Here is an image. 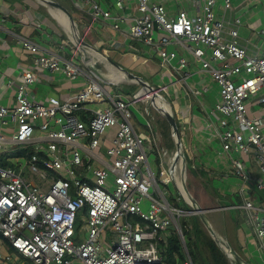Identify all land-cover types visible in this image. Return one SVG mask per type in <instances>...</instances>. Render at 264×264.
Returning a JSON list of instances; mask_svg holds the SVG:
<instances>
[{"label":"built area","instance_id":"built-area-1","mask_svg":"<svg viewBox=\"0 0 264 264\" xmlns=\"http://www.w3.org/2000/svg\"><path fill=\"white\" fill-rule=\"evenodd\" d=\"M84 1L91 5L92 21L112 19L111 11L98 2ZM135 1L140 16L130 27L129 38L156 52L165 67L176 61L174 69L180 72L186 98L189 93L198 95L187 84V60L168 48H182L201 63L218 87L220 101L214 110L222 117L216 133L223 150L246 155L254 151L264 177V117L249 118L245 106L246 100L259 93L263 95L258 102L264 104V52L250 55L238 44L240 19L226 29L224 20L215 15L217 0H202L195 16L180 11L174 18H168L164 7L152 0ZM124 2L112 0L113 9L122 10ZM223 7L230 10L231 0H224ZM121 21L117 18L113 28L118 29ZM157 31L164 36L155 38ZM17 42L34 56L31 69L60 72L72 80L90 76L79 64L47 54L27 38L18 36ZM205 50L210 51L208 58ZM96 77L97 81L91 80L72 99L61 102L52 98L49 106H43L29 97L34 74L28 70L17 85L15 106H0V153L9 154L4 159L12 164L0 165L3 241L33 264H165L159 247L167 242L168 231L175 230L184 247L183 264H193L179 222L187 212L171 207L163 189L174 185L188 204L182 195V159L174 136L171 132L174 148L168 150L157 140L150 121L144 119L148 135L137 133L133 124L136 104L147 105L146 116L148 107L157 111L153 96L167 104L154 88L149 92L141 87L130 99L110 96L101 77ZM101 103L105 106L99 110L87 108ZM82 110L91 112L86 120L80 116ZM110 128H116V133L103 147L101 136ZM28 148L40 157L32 155L25 165L16 163L22 157L20 151ZM148 150L157 157V173L150 166ZM231 163L235 177L242 182L239 193L244 195L249 179L245 165L239 159ZM51 172L62 177H49ZM256 189L264 190V184L257 183ZM243 208L264 260L263 209L249 198H244ZM79 231L87 236L83 241ZM3 246L0 264H12L14 255L2 250Z\"/></svg>","mask_w":264,"mask_h":264},{"label":"crops","instance_id":"crops-1","mask_svg":"<svg viewBox=\"0 0 264 264\" xmlns=\"http://www.w3.org/2000/svg\"><path fill=\"white\" fill-rule=\"evenodd\" d=\"M54 1L67 9L75 27L86 42L128 72L143 78L150 86L152 85V88L159 91L167 106L172 107L184 155H186V187L187 181L191 182V189L187 188L188 192L204 211L207 221L217 236L228 242L247 263L264 264L258 240L247 221L246 210L243 208L244 198H249L264 212V190L256 189L257 183L264 184V177L259 172L254 151L246 155L235 152L227 153L223 150L222 142L216 133L222 117L214 110L215 105L220 101L218 87L208 72L202 70L201 63L182 48L178 49L175 46L168 48L169 51H175L178 57L183 56L187 60V69L190 72L187 84L191 91L198 95L189 93L190 95L186 98L181 89L180 72L174 69L176 61L165 67L156 52L129 38L130 27L140 16L135 0H125L124 7L119 11L113 9L112 0H93L98 2L104 10L111 11L112 19L106 21H92L89 16L91 5L84 0ZM152 1L164 7L168 18H174L180 11L186 12L189 16H195L202 6V0ZM223 3L224 0H217L215 3L216 18L224 20L226 29L232 26L234 19L239 18L238 44L245 47L250 55L262 54L264 52V34L261 33L264 31V0H231V8L228 11H224ZM39 9L47 13L49 18H46ZM117 18L122 21L118 23L119 28L114 29L113 24ZM18 36L37 43L47 54L58 55L65 60L79 64L81 68H85V72H89L90 76H81L72 80L60 72L49 73L31 69L34 56L22 49L17 42ZM154 36L160 39L164 34L157 31ZM209 55L210 51L205 50V57L208 58ZM90 65L93 66L92 71L89 69ZM109 69L98 57L91 56L90 60L85 61L65 31L48 13V9L36 0H0V106L7 108L15 106L17 85L22 75L28 70L34 74V82L28 88L30 99L43 106H49L52 98L61 102L72 99L91 80L97 81L96 75L101 79L109 75ZM102 80L101 84L110 96L120 94L130 99L141 89L140 85L132 82ZM132 86H136L137 90L132 93L125 92L127 91L125 87L131 88ZM262 95L263 93H259L246 100L245 106L249 118L262 119L264 117V104L258 102ZM107 102L108 100H106V105ZM105 104H91L87 108L96 111ZM145 108H147L145 103L136 104L133 120H135L134 126L137 133H147L148 128L144 119L148 120L153 124V131L161 146L168 150L174 148L169 135L171 132L169 124L160 114H158L159 117H155L148 111L149 114L146 116ZM90 114L91 112L84 110L80 112L83 120H86ZM163 120L167 123L169 131L160 126ZM229 122H232L231 119ZM4 131L8 132L9 129ZM115 133L116 128H110L101 136L103 147L109 144ZM23 151L20 152L23 153ZM4 155H7L5 151L0 153V156ZM40 155L37 156L40 157ZM21 156L16 163L25 165L32 155L30 157ZM232 159H239L245 165V172L249 179L244 195L239 193L242 182L234 175ZM15 168L18 169V167ZM188 168L191 172L189 177ZM23 172L26 176L25 171ZM57 174L62 176L60 173ZM51 175L52 172L49 177ZM170 188L166 191V199L170 190L174 199L170 203L167 201L169 205L174 208L176 204L178 205L176 209L187 212L182 218L194 217L190 215V208L181 199L174 185ZM198 221L200 228L207 230L199 218ZM170 232L171 230L166 234L167 238ZM7 248L4 245L1 249L8 252ZM164 251L162 250V255ZM10 254L15 257L14 264H33L21 256H16L15 252Z\"/></svg>","mask_w":264,"mask_h":264},{"label":"water","instance_id":"water-1","mask_svg":"<svg viewBox=\"0 0 264 264\" xmlns=\"http://www.w3.org/2000/svg\"><path fill=\"white\" fill-rule=\"evenodd\" d=\"M40 5L45 6L48 9V13L51 15V17L54 19V21L61 26V28L65 31V33L68 35L71 42L75 45V47L78 48L79 52L83 56L85 61L90 60V57L95 58H102L106 62H108L110 65H112L114 68L118 69L120 72L126 75L127 79L130 80L132 83H136L140 85L141 87L147 89L149 92L153 91V88L148 84L143 78L136 76L135 74L128 72L126 69L122 68L118 64H116L114 61H112L110 58L106 57L103 52L100 50L94 48L91 44L86 42L82 36L79 33V30H77V33L73 32V28L71 27V24H74V21L67 11L66 8L58 4L54 0H36ZM50 9H55L58 11H61L63 14H65L68 18L67 21L62 22L61 20H58L55 18L51 13ZM93 66L90 65L89 69L91 70ZM151 102H153V105L155 106L158 113H160L161 117L169 124L170 130L174 136L175 139V147L178 153V157L182 159V168H181V175L184 173V179L181 178V185L184 190V192L188 196V207L190 208V215L196 216L199 218L201 223L205 226L207 229V232L215 245L218 247V249L223 253L225 258L227 259L229 264H249L247 263L230 245L228 242H226L221 237L217 236L215 232L213 231L212 227L210 226L209 222L206 219L204 211L200 208L199 204L196 202V200L190 195V193L187 190L186 184H185V173H186V161H185V155L182 148V141L180 138L178 126L176 123L175 115L172 111V107L168 108L167 110H164L165 108L157 107L155 103V97L153 96L151 99ZM171 106V105H170Z\"/></svg>","mask_w":264,"mask_h":264},{"label":"trees","instance_id":"trees-1","mask_svg":"<svg viewBox=\"0 0 264 264\" xmlns=\"http://www.w3.org/2000/svg\"><path fill=\"white\" fill-rule=\"evenodd\" d=\"M133 91L137 90L136 86L131 87ZM163 128L167 129V123L163 120L161 122V125ZM169 131V128L167 129ZM164 131V130H163ZM170 138H171V132H170ZM172 140V139H171ZM173 147V146H172ZM173 149V148H172ZM39 155L38 153H35L30 148L23 151L21 155H24L26 157H30L31 155ZM5 158V157H4ZM3 157H0V165L7 166L9 165L8 162L5 161ZM151 161V162H150ZM149 162L151 164V167L153 168V171L157 173V165L158 160L154 152H149ZM52 176L55 178L62 177L61 175L52 172ZM171 186V185H170ZM170 186H165L163 189L164 191H168ZM171 189V188H170ZM167 201L170 203L174 198L171 196V190L168 192ZM174 208H178V205L175 204ZM189 221L190 223L188 224ZM180 226L182 229V234L184 238V244L186 247V250L191 258V261L193 264H206L204 260L200 263V255H201V248L205 246L207 250L210 252L212 261L214 264H229L223 253L218 249V247L215 245L213 240L206 236L205 232L200 228V224L198 221V218L196 216L189 217L188 219L180 218L179 220ZM187 225H189L187 227ZM80 226L79 219L76 221L75 228L78 229ZM4 244L7 246V251L9 253H14L13 248H11L6 241H3V238L0 235V246ZM162 248L165 250L163 259L165 264H183L185 259V252L183 243H181V240L179 236L177 235V232L175 230H171L167 242L164 244L162 243ZM16 256L20 257L18 254H15ZM23 258V257H22ZM15 260V257H14ZM14 264V263H13ZM209 264V263H207Z\"/></svg>","mask_w":264,"mask_h":264},{"label":"bare ground","instance_id":"bare-ground-1","mask_svg":"<svg viewBox=\"0 0 264 264\" xmlns=\"http://www.w3.org/2000/svg\"><path fill=\"white\" fill-rule=\"evenodd\" d=\"M51 10V9H50ZM50 13L57 18L58 20H61L62 22H65L68 20L67 16L65 14H63L62 12L58 11V10H51ZM71 27L73 28L72 30H74L73 32L77 33V28L71 24ZM99 60L105 62V65H107V62L105 60H103L102 58H99ZM92 62V61H91ZM100 62V61H99ZM109 66H107V68H110V73L109 75H107L106 77H102V79H105L109 82H117V81H125V82H131L130 80L127 79L126 75L123 74L122 72H120L118 69L114 68L112 65H110L108 63ZM95 67V66H94ZM85 69V68H84ZM95 71V70H94ZM87 72V71H86ZM113 80V81H112ZM152 86V85H151ZM162 91V90H161ZM113 92V91H112ZM167 104V103H166ZM155 105L157 107H161V108H165L164 110H167L168 107L162 103V101L158 98L155 100ZM182 179H184V173L182 175H180ZM183 197L184 199L187 201H189L188 196L185 192H183Z\"/></svg>","mask_w":264,"mask_h":264},{"label":"rangeland","instance_id":"rangeland-1","mask_svg":"<svg viewBox=\"0 0 264 264\" xmlns=\"http://www.w3.org/2000/svg\"><path fill=\"white\" fill-rule=\"evenodd\" d=\"M39 11L40 12H42L43 14H44V16H46V18H49V16H48V14L47 13H45L42 9H39ZM106 66H109L108 64L106 65ZM104 68V67H103ZM104 70V69H103ZM104 73H106L105 71H103ZM113 81V80H112ZM129 84V83H128ZM108 88V87H107ZM126 89L125 90H127V91H125V92H128V93H132L133 92V90H132V88H129V87H125ZM141 91H142V89H140ZM139 90V91H140ZM138 91V92H139ZM144 101L146 102V100L144 99ZM148 109H149V112L153 115V116H155V117H159V113L157 112V111H154V109L153 108H151V107H148ZM159 120H160V118H159ZM133 122H134V125H135V120H133ZM142 129V128H141ZM149 134V130L147 131V133L145 134V135H148ZM35 135H38V132H36L35 133ZM145 145L146 146H148V142L146 141L145 142ZM170 150H172V148L170 149ZM14 151H17V148H14ZM150 152V150H148V153ZM9 154H7V155H4V156H0V157H6V156H8ZM186 156V155H185ZM187 175H188V177L189 176H191V172H190V170H189V168L187 169ZM172 186V185H171ZM172 188V187H171ZM187 188L188 189H191V182L190 181H187ZM204 230V232H205V234H206V236H208L209 238H211L210 236H209V234L207 233V230H205V229H203ZM79 235H80V238H79V240H81V241H83L87 236H86V234L85 233H81L80 231H79V233H78ZM178 235V234H177ZM179 236V235H178ZM112 237H114V236H112ZM179 238H180V236H179ZM180 240H181V238H180ZM181 243H182V241H181ZM159 250L160 251H162V250H164L163 248H162V245H160V247H159ZM184 250V249H183ZM201 255H200V263L204 260V262H206V264L207 263H209V264H214V262L212 261V258H211V255H210V252L207 250V248L205 247V246H203L202 248H201Z\"/></svg>","mask_w":264,"mask_h":264}]
</instances>
